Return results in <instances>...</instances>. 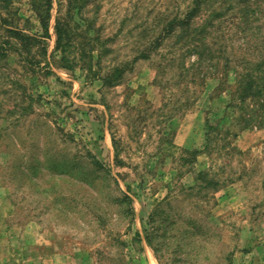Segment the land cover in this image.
<instances>
[{"label":"rangeland","instance_id":"374dc122","mask_svg":"<svg viewBox=\"0 0 264 264\" xmlns=\"http://www.w3.org/2000/svg\"><path fill=\"white\" fill-rule=\"evenodd\" d=\"M189 1L89 0L103 70L127 63L103 85L60 66L67 0L21 54L31 0H0V264H264V102L232 95L238 72L264 81V0H201L206 32L162 40Z\"/></svg>","mask_w":264,"mask_h":264},{"label":"trees","instance_id":"16d2710c","mask_svg":"<svg viewBox=\"0 0 264 264\" xmlns=\"http://www.w3.org/2000/svg\"><path fill=\"white\" fill-rule=\"evenodd\" d=\"M88 1L67 0L66 8L63 12L60 11V7L58 8L53 24L55 34L54 50L59 54L61 67L66 69L79 67L85 70L87 74H91L93 78L101 80L103 85H117L126 69L125 65L127 63L109 67L106 71L103 70L101 58L110 49L104 46L107 38L105 40L101 37L96 29H93L92 34L87 36L86 30L90 29L93 24L91 19L83 15V9L88 4ZM200 2L201 0H190L184 11L168 19L162 29L161 39L164 40V38H167L175 29H179L182 32L189 31L195 38L198 35L200 36L201 33L206 32V26L204 25H197L191 31L189 30L191 21L197 15L200 8ZM31 6L42 29V35L29 36L19 29L15 30L16 37L20 42L19 46L14 47V50L19 54L26 49L27 51L29 50L30 40L36 39L37 41V38L43 40L49 37L48 26L51 18L52 0H31ZM160 37L155 38V42L152 43L155 47L160 44ZM188 46L183 51H187L189 49ZM145 54H147L145 49L139 52V56L141 57H145ZM261 78H257L250 73L238 72L232 91L236 102L243 103L246 98L251 101L261 98L264 102V81L259 83ZM68 159V162H66L68 175L71 177L75 175L74 177L79 178L80 175L77 169L80 166L78 160L73 156ZM96 162L92 160L88 163L97 166L98 162ZM200 175L199 173L198 176ZM119 192L122 194V197H116L118 205L121 207L128 204V210H132L130 197L123 193L121 189H119ZM135 238L141 239L139 231H136Z\"/></svg>","mask_w":264,"mask_h":264},{"label":"crops","instance_id":"0c3cea01","mask_svg":"<svg viewBox=\"0 0 264 264\" xmlns=\"http://www.w3.org/2000/svg\"><path fill=\"white\" fill-rule=\"evenodd\" d=\"M146 257L148 258V264H158L153 255L147 253Z\"/></svg>","mask_w":264,"mask_h":264}]
</instances>
